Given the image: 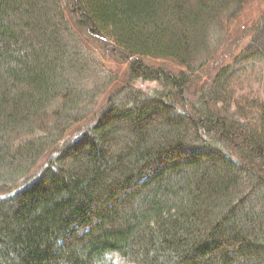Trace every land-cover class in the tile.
<instances>
[{
    "label": "trees",
    "instance_id": "1",
    "mask_svg": "<svg viewBox=\"0 0 264 264\" xmlns=\"http://www.w3.org/2000/svg\"><path fill=\"white\" fill-rule=\"evenodd\" d=\"M253 1L0 0V264H264V99L232 89L264 23L187 97ZM90 39L128 63L105 102Z\"/></svg>",
    "mask_w": 264,
    "mask_h": 264
},
{
    "label": "rangeland",
    "instance_id": "2",
    "mask_svg": "<svg viewBox=\"0 0 264 264\" xmlns=\"http://www.w3.org/2000/svg\"><path fill=\"white\" fill-rule=\"evenodd\" d=\"M223 29L221 33L214 38L212 45V53L209 62L201 69L194 77L190 85L189 99L193 100L197 97L195 90H198L203 83L211 80L219 69L230 64L238 52L245 47L248 41L253 36V30L258 25L264 23V0H256L248 4L246 8L239 15L221 19ZM222 28V26H221ZM89 40V39H88ZM89 42V49L94 53L99 60L103 58L108 59L109 55L104 54L101 48V42L91 40ZM103 61V60H102ZM150 65L156 67H163L175 72H179L184 68L174 64L171 60H150ZM104 71L111 78V88L101 96L100 102H105L111 89L117 87L121 83H125L129 79L128 63L117 61L115 59L105 60ZM232 89L237 96H247L248 98L256 97L264 99V60H252L246 62L239 73L233 78ZM141 85V82H137ZM156 85V84H155ZM143 87L153 90V86L148 83H142ZM84 127V126H83ZM82 126H76L70 130L71 136L76 135ZM43 162H39L32 169V177L38 174ZM31 177V178H32ZM31 178H26L30 180ZM26 180H20L16 186L24 185ZM11 191V190H10ZM6 194L5 190H0V197ZM115 264H129L121 259H116Z\"/></svg>",
    "mask_w": 264,
    "mask_h": 264
}]
</instances>
